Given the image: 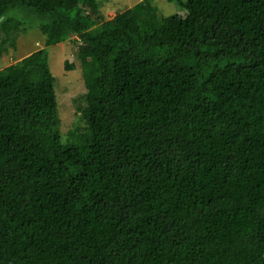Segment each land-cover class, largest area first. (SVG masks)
<instances>
[{
	"label": "trees",
	"instance_id": "obj_1",
	"mask_svg": "<svg viewBox=\"0 0 264 264\" xmlns=\"http://www.w3.org/2000/svg\"><path fill=\"white\" fill-rule=\"evenodd\" d=\"M166 1L183 15L0 0V56L13 9L46 19L0 68V264H264V0ZM68 39L87 135L63 142L47 48Z\"/></svg>",
	"mask_w": 264,
	"mask_h": 264
},
{
	"label": "rangeland",
	"instance_id": "obj_2",
	"mask_svg": "<svg viewBox=\"0 0 264 264\" xmlns=\"http://www.w3.org/2000/svg\"><path fill=\"white\" fill-rule=\"evenodd\" d=\"M140 0H98V13L102 21L111 18ZM159 13L170 15L183 12L178 10L177 3L166 0H152ZM88 11V8L84 9ZM12 17L20 19L26 28L25 34H17L14 38L15 49H9L0 56V68L42 46L36 25L45 22L44 16L29 9H13L9 13ZM74 39V38H73ZM48 66L55 78L54 91L56 97L57 113L59 118V131L62 141H69L71 135L81 138L87 135V124L82 109L86 106L85 86L80 66V57L77 55V44L70 39L63 43L50 45L47 48ZM71 132V134H70Z\"/></svg>",
	"mask_w": 264,
	"mask_h": 264
},
{
	"label": "water",
	"instance_id": "obj_3",
	"mask_svg": "<svg viewBox=\"0 0 264 264\" xmlns=\"http://www.w3.org/2000/svg\"><path fill=\"white\" fill-rule=\"evenodd\" d=\"M0 19H1V17H0Z\"/></svg>",
	"mask_w": 264,
	"mask_h": 264
}]
</instances>
